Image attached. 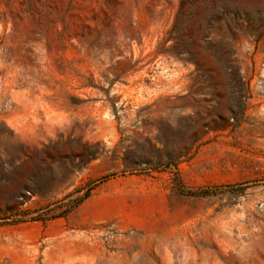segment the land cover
Returning <instances> with one entry per match:
<instances>
[{"label": "rangeland", "instance_id": "374dc122", "mask_svg": "<svg viewBox=\"0 0 264 264\" xmlns=\"http://www.w3.org/2000/svg\"><path fill=\"white\" fill-rule=\"evenodd\" d=\"M0 264H264V0H0Z\"/></svg>", "mask_w": 264, "mask_h": 264}]
</instances>
